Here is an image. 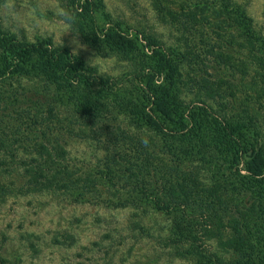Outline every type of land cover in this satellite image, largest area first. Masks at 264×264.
<instances>
[{
	"label": "trees",
	"instance_id": "1",
	"mask_svg": "<svg viewBox=\"0 0 264 264\" xmlns=\"http://www.w3.org/2000/svg\"><path fill=\"white\" fill-rule=\"evenodd\" d=\"M62 3L76 11L74 31L88 47L128 62L131 70L124 79L102 76L66 47L42 37L18 39L0 22V206L38 195L139 215L162 213L170 221L165 244L190 264H264V150L247 125L253 117L225 118L200 96L186 104L178 62L157 39L99 22L102 0ZM208 5L236 30L247 59L259 58L262 80L264 37L245 9L233 0L192 9ZM24 80L40 86L19 93L14 84ZM220 87L206 94L215 98ZM112 114L128 119L127 127L103 126ZM74 118L85 127L66 125ZM91 128L100 132L91 149L95 163L77 161L63 137L75 135L91 147ZM137 131L151 132L155 141L148 142L147 134L131 137ZM3 232L0 264L20 263ZM62 238L67 247L75 244L72 233ZM208 240L221 251L208 252Z\"/></svg>",
	"mask_w": 264,
	"mask_h": 264
},
{
	"label": "rangeland",
	"instance_id": "2",
	"mask_svg": "<svg viewBox=\"0 0 264 264\" xmlns=\"http://www.w3.org/2000/svg\"><path fill=\"white\" fill-rule=\"evenodd\" d=\"M205 1L212 3V0H102L105 16L100 17L99 22L106 20L124 32L147 34L157 39L178 62L179 82L183 90L181 98L186 104H191L200 96L205 103L212 105L216 114L225 118L239 116L243 120L246 114L253 117L252 127L248 122L247 125L264 150V78L261 80L263 71L259 58L255 57V61L247 59L236 30L226 19L223 21L217 11L214 12L212 5L203 11L192 9V6ZM233 1L245 9L255 31L264 37V0ZM3 2L0 0V4ZM19 2L22 4L24 0ZM43 2L49 8L54 7V0ZM52 16L51 11L47 18L39 21L33 16H26L17 25L0 15V22L5 31L18 39L33 41L42 37L61 46L58 33L62 28ZM61 39L63 47L72 54V34ZM77 39L80 44L86 45L79 36ZM76 56L87 66L89 60L97 56L91 68L102 76L124 79L131 70L128 62L95 52L87 45ZM251 62H254L253 66ZM218 85L221 87L215 98L208 97L206 92L212 89L214 93L213 88ZM39 86V81L35 80L14 84L19 93L26 89L35 90ZM108 117L101 122L108 129L116 125L127 127L128 119L121 116L115 118L114 114ZM73 122L66 125H74L75 129L85 127L82 119L74 118ZM131 130L129 127L128 132ZM90 134L93 137L90 148L75 135L63 137L69 142L67 148L77 161L83 159L95 163V154L92 156L91 151L97 147L100 132L91 128ZM146 134L148 142L155 141L151 132L137 131L131 137L140 139ZM195 170H200L199 166ZM200 173L205 172L200 170ZM205 182L210 185L208 180ZM135 224L142 226L146 232L140 231ZM169 226L168 216L162 213L139 215L133 209L109 210L92 205H71L65 200L48 196L11 198L0 206V231H4L8 238V249L12 253L18 252V257H21L20 263L11 264H93L96 261L110 264H190L179 258L174 248L165 244ZM66 232L75 236V244L70 247L62 238ZM27 233H31L30 238ZM53 239L54 242L61 241V244H54ZM32 245L35 249L31 248ZM206 246L208 252L221 251L212 240H208Z\"/></svg>",
	"mask_w": 264,
	"mask_h": 264
},
{
	"label": "clouds",
	"instance_id": "3",
	"mask_svg": "<svg viewBox=\"0 0 264 264\" xmlns=\"http://www.w3.org/2000/svg\"><path fill=\"white\" fill-rule=\"evenodd\" d=\"M53 13L52 19L59 24L62 30L58 33L59 43L63 47L62 37L67 34H72L71 44L74 45L72 55H78V51L86 48V45H82L78 41L79 33L74 31V25L77 22V13L73 9L66 7L62 0H54V7L49 8L43 0H24L21 4L19 0H4L0 4V15H2L9 22H15L19 25L26 16H33L39 21L41 18H47L48 12ZM90 59L88 66L91 67L94 64L95 59Z\"/></svg>",
	"mask_w": 264,
	"mask_h": 264
}]
</instances>
